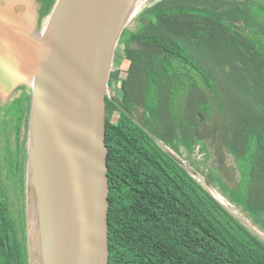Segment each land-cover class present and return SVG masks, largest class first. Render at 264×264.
Here are the masks:
<instances>
[{
    "label": "trees",
    "instance_id": "16d2710c",
    "mask_svg": "<svg viewBox=\"0 0 264 264\" xmlns=\"http://www.w3.org/2000/svg\"><path fill=\"white\" fill-rule=\"evenodd\" d=\"M40 1L45 17L56 0ZM142 15L146 22L121 35L129 68L119 75L117 99H106V111L119 113L105 123L109 264H264V242L197 181L192 171L203 175L200 169L191 162L188 172L156 142L179 154L175 97L203 86L205 100L191 108L192 159L204 125L214 129L205 121L219 112L215 129L226 137L236 126L226 146L254 186L264 171V4L160 0ZM222 80L232 86L229 102ZM137 106L144 122L133 115ZM242 206L264 213L251 196ZM0 264H27L25 224L1 184Z\"/></svg>",
    "mask_w": 264,
    "mask_h": 264
},
{
    "label": "water",
    "instance_id": "95a60500",
    "mask_svg": "<svg viewBox=\"0 0 264 264\" xmlns=\"http://www.w3.org/2000/svg\"><path fill=\"white\" fill-rule=\"evenodd\" d=\"M153 1L56 0L42 17L36 0H0V99L21 87L32 94L24 168L27 264H109V79L123 31L144 4L160 0Z\"/></svg>",
    "mask_w": 264,
    "mask_h": 264
},
{
    "label": "rangeland",
    "instance_id": "374dc122",
    "mask_svg": "<svg viewBox=\"0 0 264 264\" xmlns=\"http://www.w3.org/2000/svg\"><path fill=\"white\" fill-rule=\"evenodd\" d=\"M41 6L37 9L40 11L43 9V2L40 0H36ZM46 1V0H43ZM158 0L153 1L157 2ZM243 1V0H240ZM264 2V0H261ZM151 4V3H149ZM149 4H144L136 13V16L128 23L126 29L135 30L137 29L143 22H146V18L144 17L143 11L149 6ZM204 6V5H199ZM45 19L42 20L44 24ZM133 47L138 48L139 46L133 45ZM129 67V62L124 59V54L122 51V45H118L115 52L114 63H113V71L111 74L112 78H116L118 74L122 71L120 75L126 73V69ZM119 78V75L117 79ZM113 82V80H112ZM110 86V93L109 96L116 97L118 94V82L119 80L112 83ZM222 88L228 98V102L230 101L231 96V87L228 81L222 80ZM203 89L195 88L190 96V101L192 106L194 107L197 104H201L205 100V95L203 94ZM184 94L180 93L175 97L176 102H182L184 99ZM189 97V96H188ZM193 109V108H192ZM230 113L233 115L236 114V111L232 108H228ZM219 116L221 114L216 111H212L210 118L205 121V124L208 122H212L213 130L209 131L206 125H204L203 132L198 134L200 140L205 143L208 151L213 148V150L220 152V148L222 147L224 152H220L221 154H216V161L214 162V168L209 169L201 164V161L204 162L205 156H200L197 151H195V155L197 156L196 159H191V162L194 163L196 167L200 169L203 175L196 174V177L202 182H209V185L214 190V193L222 197V201L210 190L209 191L223 204L225 205L228 210L245 226L247 227L254 235H256L261 241L264 242V216L258 215L256 213H250L249 210L245 207H242L245 202H247V198L250 196L253 197H264V171L260 176L256 177V182L253 184L254 186L251 187L249 181L251 177H248L247 172L239 171V168L235 164V154L231 148L225 147L224 142L229 144L230 138L233 139L234 133L237 134L236 126L232 125V131L230 132L229 128L226 129V137H223L217 129H215L218 125ZM106 119L110 120L112 123H115L119 117L118 112L111 113L106 111ZM193 118V116H192ZM239 118V117H238ZM194 119V118H193ZM192 119V121H193ZM198 123L200 125L203 118H197ZM205 135V136H204ZM240 141V137H237V142ZM231 143V142H230ZM237 143H235L236 145ZM200 147V146H199ZM164 149H168L164 146ZM170 150V149H169ZM203 150V149H201ZM204 158V160H203ZM207 158V156H206ZM6 177L2 172H0V178ZM6 182L3 183V189L5 194L8 197V200H11L14 206V211L21 215V221L25 223V172L23 176L21 175V182L18 187L10 186L9 182H7V178L5 179ZM220 197V198H221ZM257 212V211H255ZM262 213V212H261ZM255 225V226H254ZM259 233V234H258Z\"/></svg>",
    "mask_w": 264,
    "mask_h": 264
},
{
    "label": "flooded vegetation",
    "instance_id": "af4514ba",
    "mask_svg": "<svg viewBox=\"0 0 264 264\" xmlns=\"http://www.w3.org/2000/svg\"><path fill=\"white\" fill-rule=\"evenodd\" d=\"M261 2L264 4L263 1ZM43 6L44 9L45 8L44 3ZM119 86L120 84L118 83V90H119ZM31 95L32 94L30 89L21 87L12 94H10L7 98L0 99V172H2L6 176L0 178V184L2 187H3V183L6 182L5 180L6 178L10 186L12 185L14 187H18L21 182V175L23 176L24 173L28 127H29V115H30V106H31ZM190 96H191L190 91L188 89L185 90L183 97L184 100L180 103L176 102L177 103L176 111L174 112V116H173L176 130H175V135H173L172 143L175 147H177L179 154L176 151H174L172 148H169L173 154H175L177 157L179 156L180 160L184 164L182 168H184L188 172L190 170V163L192 159L190 153L191 123H192V112H191L192 104L190 101ZM117 97L118 94L116 95V97L113 98L117 99ZM133 111H134L133 115L136 118H138V120H141L142 122L145 121L143 116L144 113L143 108L137 106L133 108ZM151 120L152 122L157 121V119L153 117H151ZM221 135L223 137L225 136V134H221ZM223 144L225 147H227L225 142ZM199 146H197V149L195 151H197V153L200 156L203 157L205 156V160L203 158L204 162L201 161V164L211 169V171H213L212 168H214V166H217L214 165V162L216 161V154L220 155L221 154L220 152H224L223 148L222 147L220 148V152L218 151L215 152L213 148H211V150L208 151L204 142H201ZM194 152L192 153V155H194L195 157L194 159H196L197 156L195 155ZM251 198L260 204L264 203V197L258 198L251 196ZM249 199H250V195H249ZM249 212L253 213L250 210ZM229 213L233 215L231 212ZM259 215L264 216V213H260Z\"/></svg>",
    "mask_w": 264,
    "mask_h": 264
},
{
    "label": "crops",
    "instance_id": "0c3cea01",
    "mask_svg": "<svg viewBox=\"0 0 264 264\" xmlns=\"http://www.w3.org/2000/svg\"><path fill=\"white\" fill-rule=\"evenodd\" d=\"M128 68H129V67H128ZM128 68H127V69H128ZM127 69H126V70H127ZM126 70H125V71H126ZM112 71H113V69H112ZM112 71H111V74H112ZM121 73H123V72L121 71L120 74H121ZM120 74H118V75H120ZM118 75H117V77H118ZM117 77H116V78H112L111 75H110V79H109L110 83H111L112 80H113V82H114V84H115V81L118 80ZM113 82H112V83H113ZM110 86H111V85H110ZM132 86H133L135 89H137V88L139 87V84H138L137 82H134V83L132 84Z\"/></svg>",
    "mask_w": 264,
    "mask_h": 264
},
{
    "label": "bare ground",
    "instance_id": "6f19581e",
    "mask_svg": "<svg viewBox=\"0 0 264 264\" xmlns=\"http://www.w3.org/2000/svg\"><path fill=\"white\" fill-rule=\"evenodd\" d=\"M144 1H146V0H137V4H140V3H142V2H144ZM170 5V4H169ZM210 190L214 193V190L212 189V188H210ZM220 200L222 199V197L220 198L218 195H217V193H214ZM222 201V200H221ZM255 226V225H254ZM264 233V232H263ZM259 234V233H258Z\"/></svg>",
    "mask_w": 264,
    "mask_h": 264
}]
</instances>
